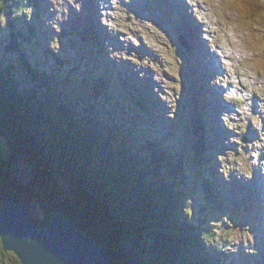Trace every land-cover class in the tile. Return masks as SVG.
<instances>
[{
	"label": "trees",
	"instance_id": "obj_1",
	"mask_svg": "<svg viewBox=\"0 0 264 264\" xmlns=\"http://www.w3.org/2000/svg\"><path fill=\"white\" fill-rule=\"evenodd\" d=\"M7 1L13 3V0ZM23 1L19 4L14 0V9L24 10ZM33 1L34 6L27 7L29 14L25 11L16 18L12 16L11 22L30 30L31 39L36 36L32 48L41 53V48L46 49L48 44L44 1ZM75 21L79 27L87 24L82 19ZM12 28L15 41L9 48L15 50L16 58L23 60L33 77L31 79L22 73L25 71L18 63L0 60L7 64L4 71L0 70V205L9 199L15 203L27 201L29 215L39 226L46 225L49 215L64 214L85 236L108 253L109 264H218L217 257L221 252L214 239L217 235L220 243L218 229L221 224H224L222 229L227 230L228 238L237 235L241 241L247 225L254 229V223H248L247 219V216L252 217L249 208L234 211L237 207H232V204L240 202V186H234L230 199L226 198L224 188L216 186L212 167L203 155V142H193L197 136L196 124L192 122L188 129L183 128L184 132L177 133V126L187 125L186 117L192 113L194 92L191 101L182 105L185 110V114H181L183 117L172 118L173 132L163 124L152 129V123L148 121L146 126L140 123L137 127L133 122L126 123L130 129L124 134L119 127L102 123L101 113L114 111L105 88L117 82L115 74L120 78L129 76L141 90L145 87L143 80L134 70L141 65L117 57L127 67L121 64H114V67L106 61L105 49H101L99 43L90 42L92 54L82 62V67L88 72L84 81L90 87L94 105L78 109L61 94L56 87L60 83L49 74L47 66L52 59L42 60L46 62V68L43 63L32 66L26 62L27 54L16 45V40L28 41V37ZM88 40L91 41L90 38ZM90 72L99 77L93 85ZM17 73L21 79L15 77ZM105 75L109 77L107 87L100 80ZM144 82L151 88L148 91L153 90V82L148 79ZM134 83L124 88L129 90ZM30 84L32 91H29ZM139 90L135 89L132 95ZM50 93L53 94L52 99ZM131 103L138 114H147L138 101ZM151 112L159 114L155 110ZM163 112L168 110L163 107ZM144 128L174 145L180 142L178 136L191 137L192 164L200 166L204 172L206 170L202 188L197 182L198 189L192 190L184 181L178 191L171 188L169 176L178 169L181 176V170L185 171L190 163L186 157L178 155L175 163L163 146L165 141L142 136L146 135ZM159 143L163 151L157 147ZM192 177L196 175L191 173L188 177L190 183ZM30 195L33 197L31 200ZM36 206L39 208L34 209ZM223 212L230 215L228 223L224 221ZM183 213L188 214L187 221L182 217H185ZM229 242L232 244V239ZM242 249L243 246L237 255H233V263L250 262L242 256ZM244 252L248 254L249 250ZM0 264L20 263L12 253L4 252L0 247Z\"/></svg>",
	"mask_w": 264,
	"mask_h": 264
},
{
	"label": "rangeland",
	"instance_id": "obj_2",
	"mask_svg": "<svg viewBox=\"0 0 264 264\" xmlns=\"http://www.w3.org/2000/svg\"><path fill=\"white\" fill-rule=\"evenodd\" d=\"M43 1L44 15H46V1L52 7V9L50 8L51 13H53L50 31L60 34L62 28L66 27L63 24H68L65 20L75 17L74 11L64 14L68 13L69 9L61 0ZM236 1L239 3L236 7L237 13L232 8L229 10L230 7H226L224 0H178L177 2L173 0H82L80 4L84 2L86 8L89 9L94 5L95 12L88 15V29L93 33V41L100 44L98 36L102 33H99L97 25L102 26L103 30L107 32V38H104L102 42L103 46L111 40L110 35L113 37L111 46L123 43L129 45L125 49L113 46L112 58L123 57L124 54L130 53L129 61L131 63H135L137 66L142 63L140 68H134L137 76L138 73L142 75L140 77L145 87H142L141 90H139V85H136L129 76L120 78L115 74L114 79L117 82L111 83L110 88H105L110 95L108 101L114 111L113 113H101L104 125L117 126L126 134V130L130 129L129 123L133 122V125L137 127L140 123L146 126L149 121L152 123V129L156 125L162 126L163 124L173 132L172 118L183 117L181 114H185V110L182 105L191 101L192 89L189 80L194 70L200 75L201 86L196 88L193 86V91L199 90L197 103L202 106L201 110L205 121L203 128L206 131L199 135L207 142L208 148L212 149L208 151L205 157L207 161L209 158V163L213 162L219 165L217 168L225 179L223 188L225 187L227 199H230L231 196V190L228 188L229 180L232 178L228 169L230 165L235 170L234 177L239 175V179H244L247 185L251 184L248 187L241 185L243 186L242 191L238 196H240V201L243 204L241 206L232 204V207H237L234 211L250 208L252 217L247 216L248 223H254L256 221L255 216L257 215L259 218L260 215V221L257 220L255 231L256 238H252V234H249L248 225L245 229V235L242 236V241L237 235L228 238L227 230H223L224 224H221L220 229H218V234L221 237L220 243L217 241V235L214 239L221 252V255L217 257L218 264H236L231 260L233 255L238 254L241 246L244 247L242 256L250 260V262L242 264H264V4L261 0ZM18 2L22 4L24 1L18 0ZM87 2H90L89 6L86 4ZM13 4L14 0L13 3L12 1L0 0V17L4 19L3 25H0V60L3 59L6 63L7 61L18 63L25 71L22 73L29 75L32 79L33 75L26 70L23 60L17 59L13 53L15 50H10L9 47L15 41L13 40L15 31L12 27L21 32L25 38L30 35V30L24 28L22 24L14 25L11 20L22 12L26 11L29 14L30 9L27 7L34 6V1L25 0L24 10L19 8L15 10ZM186 15H189L188 19ZM242 15L243 18L245 17L244 20H241ZM12 16L13 18H11ZM178 16H181L182 21L178 20ZM97 17H100V22L96 21ZM184 25L189 29L185 32V35L188 36L186 48L184 44L183 54H181L177 43L179 32L176 31L183 30ZM192 26H197V32L191 31ZM172 31L174 32L172 33ZM70 34L73 36L50 42L46 49L41 48V53H37L32 48V42L24 39L16 40V45L20 49H24L23 51L27 54L25 60L32 66L36 63H43V67L46 68V62L42 60L52 59L47 66L48 72L52 78L56 77L60 83L56 87L61 90V94L78 109L93 107L90 87L86 88L84 71L77 64L80 61L88 60V55L91 56L92 54V48H90L87 38L82 36V40L73 33ZM195 40L197 41L196 45L194 44ZM192 41L193 43H191ZM204 43H206L205 47L202 48L200 45H204ZM200 48L205 51L204 61L207 63L206 66L204 62L205 70H202L203 72L200 71L202 68L200 59H203L199 52ZM195 50H197L195 55L196 67L190 61V51L194 52ZM109 54L104 53L105 58ZM6 63L0 62L1 71L7 67ZM147 65L148 72H145ZM209 72L211 75H208ZM90 74L91 85H93V83L98 82L99 77L92 72ZM15 77L22 78L19 73ZM208 78L212 79L214 84L206 87L205 79L208 80ZM31 79H28L30 83ZM147 79L155 84L151 91H148L151 89L149 84L144 82ZM100 80L106 83V87L108 86V76H102ZM121 80L123 81L121 82ZM131 83H134V87L126 90L124 86L129 87ZM17 88H19L18 85ZM31 88L33 87L30 84L29 91H32ZM135 89L139 91L135 92L133 96L131 92H134ZM50 95V99H52L53 94L50 93ZM228 97L232 98L229 99ZM131 100L138 101L145 108L147 114H138L132 107ZM221 104L223 105L220 106ZM163 107L168 110L167 113L163 112ZM151 110H155L159 114L154 115ZM216 118H220L219 123ZM209 123L212 127L209 129L210 132H208ZM174 125L177 126V124ZM188 125H191V121L185 126L182 124L179 128L177 126V133L184 132L183 128L188 129ZM116 129L118 130V128ZM144 129L146 135L142 136L151 137V140L155 141L159 139L165 141L163 146L173 157L175 163L179 159L178 156L180 158L186 157L190 163L185 171L181 170V176L180 169L169 176L168 181H170L171 188L178 191L183 186L181 184L183 181L186 183V187L192 190L198 189L197 182L202 188L206 179V170L204 172L200 166L192 164L193 154L190 146L193 145V142L190 143L189 141L191 137L178 136L180 142L178 145H174L170 140H164L163 136H154L146 128ZM39 130L43 132L42 129ZM123 137L126 139V136ZM201 138H198L199 144L203 142ZM157 147L163 151L160 143ZM257 159L259 160L257 161ZM260 159L262 160L260 161ZM191 173L196 175V179L192 177L190 183L188 177H191ZM251 173L254 174L255 179L250 176ZM179 178L182 181L179 182ZM20 182L26 185L22 180ZM237 183L240 184L239 180ZM249 191L258 192V195L256 194L257 200ZM29 198L31 200L33 197L30 195ZM9 200L13 201L12 199ZM219 200L222 199L219 198ZM251 201L255 203L254 208L250 207ZM17 203L26 204L25 206L30 210L27 201L23 200ZM260 203L262 204L261 207L259 206ZM187 204L189 205V202ZM38 208L39 206H36L34 209ZM261 211L263 215H261ZM183 214L185 217H182L187 221L188 214ZM215 214L216 212H214ZM222 214L225 223H228L230 215L225 212ZM230 230L232 231V228ZM231 239L232 244L229 242ZM246 249L249 250L248 254L244 252Z\"/></svg>",
	"mask_w": 264,
	"mask_h": 264
},
{
	"label": "water",
	"instance_id": "obj_3",
	"mask_svg": "<svg viewBox=\"0 0 264 264\" xmlns=\"http://www.w3.org/2000/svg\"><path fill=\"white\" fill-rule=\"evenodd\" d=\"M224 2L237 13L236 0ZM25 205L11 200L0 205V247L12 253L20 264L110 263L108 253L64 214L49 215L46 225L39 226Z\"/></svg>",
	"mask_w": 264,
	"mask_h": 264
},
{
	"label": "bare ground",
	"instance_id": "obj_4",
	"mask_svg": "<svg viewBox=\"0 0 264 264\" xmlns=\"http://www.w3.org/2000/svg\"><path fill=\"white\" fill-rule=\"evenodd\" d=\"M189 8V7H188ZM177 15V14H176ZM185 17V16H184ZM178 20H180V21H182L181 20V16H178ZM161 22V21H160ZM198 24V23H197ZM199 25V24H198ZM202 25V24H201ZM225 26V25H224ZM184 28H186L187 30L189 29L186 25H184ZM224 28V27H223ZM222 28V29H223ZM188 32V31H187ZM221 32V31H220ZM201 34V33H200ZM221 34V33H220ZM202 42V41H201ZM203 43V42H202ZM205 44L206 43H204V45H200L202 48H204L205 47ZM215 56V55H214ZM215 66V65H214ZM141 72H143V71H141ZM145 75V74H144ZM143 75V76H144ZM140 76H142V75H140ZM229 83V82H228ZM214 84V82L211 84V85H213ZM226 137V136H225ZM261 175V174H260ZM261 177H263V176H261ZM239 183H240V185H244V186H247V182L244 180V179H239ZM249 185V184H248ZM248 187V186H247ZM5 203V202H4ZM4 203L1 205V206H3L4 205ZM259 209V208H258ZM260 211V210H259ZM262 212V211H261ZM257 213V212H256ZM263 215V214H262ZM259 221H260V215H259ZM254 225H257L256 224V221L254 222ZM261 225V224H260Z\"/></svg>",
	"mask_w": 264,
	"mask_h": 264
},
{
	"label": "clouds",
	"instance_id": "obj_5",
	"mask_svg": "<svg viewBox=\"0 0 264 264\" xmlns=\"http://www.w3.org/2000/svg\"><path fill=\"white\" fill-rule=\"evenodd\" d=\"M3 23H4L3 17H0V25H3ZM228 98L231 99L232 97H228Z\"/></svg>",
	"mask_w": 264,
	"mask_h": 264
}]
</instances>
